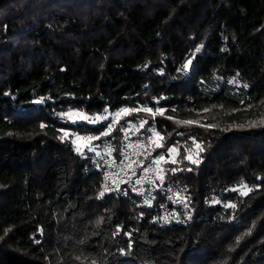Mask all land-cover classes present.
Instances as JSON below:
<instances>
[{
  "label": "trees",
  "instance_id": "trees-1",
  "mask_svg": "<svg viewBox=\"0 0 264 264\" xmlns=\"http://www.w3.org/2000/svg\"><path fill=\"white\" fill-rule=\"evenodd\" d=\"M137 102L185 224L101 197L64 134ZM0 264H264V0H0Z\"/></svg>",
  "mask_w": 264,
  "mask_h": 264
},
{
  "label": "built area",
  "instance_id": "built-area-1",
  "mask_svg": "<svg viewBox=\"0 0 264 264\" xmlns=\"http://www.w3.org/2000/svg\"><path fill=\"white\" fill-rule=\"evenodd\" d=\"M145 108L147 105L137 102L134 107L123 106L117 109L114 116L107 120L98 132L84 136L99 139L91 142L82 140L84 144L77 145V148L79 147L80 154L87 156L100 171L98 194L107 186L109 191L105 194L130 198L137 206L150 209L152 219L157 223L185 224L194 211L193 199L186 193L181 183L167 175L165 166L169 149L156 146L157 143L162 144V133L156 130L144 131L135 122L122 120L125 115L122 114L124 109ZM105 132L109 134L102 135ZM89 147L95 150L90 151ZM159 156H164L165 160L157 164L154 161ZM131 161L136 163L129 168ZM158 176H163V181L158 179ZM137 180L142 182L136 183ZM146 200H151L150 206L145 203ZM203 201L209 203L211 197L204 195Z\"/></svg>",
  "mask_w": 264,
  "mask_h": 264
},
{
  "label": "rangeland",
  "instance_id": "rangeland-1",
  "mask_svg": "<svg viewBox=\"0 0 264 264\" xmlns=\"http://www.w3.org/2000/svg\"><path fill=\"white\" fill-rule=\"evenodd\" d=\"M145 109H151L152 113L156 112L157 110H161L160 108L153 109L151 107H147ZM76 113H82L85 117H87V119L78 118V116L75 115ZM62 114H63L64 117H66V118H68L70 120H87L89 122H94V121H97V120H102V119H105L107 117L114 116L115 111L112 112V113H109L108 111L107 112L105 111V112L100 113V114L91 115V114H88V113L84 112L81 109H78V108H68ZM68 114H73V115L70 116ZM142 122H144V120H141V124H142ZM65 133H67V135H71L73 141H76V143H74V146L76 147V149H77V145L78 146H82L84 144V142L82 140H77V137H84L85 135H90L91 134V133H88V132H72V131H70L68 129L64 130V134ZM80 144H82V145H80ZM169 149H173V151L171 152V154L168 155V160L173 161L175 159V157H176L177 149L175 147H173V146H171ZM194 155H195V152L189 153L188 156H191L193 158Z\"/></svg>",
  "mask_w": 264,
  "mask_h": 264
},
{
  "label": "snow or ice",
  "instance_id": "snow-or-ice-1",
  "mask_svg": "<svg viewBox=\"0 0 264 264\" xmlns=\"http://www.w3.org/2000/svg\"><path fill=\"white\" fill-rule=\"evenodd\" d=\"M197 51H198V49H197ZM188 63H191V61H189ZM184 67L187 68V67H188V64H185ZM130 111H137V110L124 109L122 114H128ZM143 111L151 112L152 110H151V109H143ZM158 111L160 112L161 115L163 114V110H158ZM68 115L71 116V115H73V114H68ZM75 115H77L78 118H80V119H87V117H85L82 113H76ZM144 123H146V122H144ZM185 123H191V122H185ZM142 126H143V124L141 125V127H142ZM42 127H43V125H42ZM110 131H111V127L109 128V132H110ZM109 132L102 133V135H108ZM157 135H158V134H157ZM65 136H67V133H65ZM63 138H64V137H61V139H63ZM96 139H99V137H86V138H85V137H77V140H87V141H89V142H91V141H93V140H96ZM161 139H162V138H161ZM73 143H76V141H73ZM156 146H157V147H162V144L157 143ZM197 147H199V145H197ZM76 150H77L78 152L81 151V149H80L79 147H78ZM89 150H90V151H94L95 149L89 147ZM172 151H173V149H169V154H171ZM108 152H109V154L111 153V148L108 149ZM97 155H99V153H97ZM126 159H127V157H126ZM186 159L191 160L192 163H198V161H196V160H192V157H191V156H187ZM164 160H165V157H164V156H159V157L157 158V160L154 161V162L158 164L160 161H164ZM171 162L175 163V161H171ZM133 163H136V162H135V161H131V162L129 163L128 167L131 168V166H132ZM173 171H175V170H173ZM134 174H135V173L133 172V175H134ZM158 179H160L161 181H163L164 177H163V176H158ZM141 182H142V181H140V180H137V181H136V183H141ZM108 191H109L108 187L105 186V187H104V190H103L102 192H100L99 195L102 197V196H104L105 192H108ZM145 203L148 204V205L150 206V205H151V200H146ZM230 206H231V207H234L235 205H230ZM165 219H167V217H165Z\"/></svg>",
  "mask_w": 264,
  "mask_h": 264
}]
</instances>
